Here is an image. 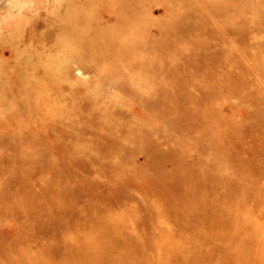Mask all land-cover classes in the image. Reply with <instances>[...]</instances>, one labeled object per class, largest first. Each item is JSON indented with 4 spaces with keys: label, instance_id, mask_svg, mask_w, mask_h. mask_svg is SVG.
Wrapping results in <instances>:
<instances>
[{
    "label": "rangeland",
    "instance_id": "374dc122",
    "mask_svg": "<svg viewBox=\"0 0 264 264\" xmlns=\"http://www.w3.org/2000/svg\"><path fill=\"white\" fill-rule=\"evenodd\" d=\"M255 231L264 0H0V264H229Z\"/></svg>",
    "mask_w": 264,
    "mask_h": 264
},
{
    "label": "bare ground",
    "instance_id": "6f19581e",
    "mask_svg": "<svg viewBox=\"0 0 264 264\" xmlns=\"http://www.w3.org/2000/svg\"><path fill=\"white\" fill-rule=\"evenodd\" d=\"M62 2V1H61ZM72 10V9H71ZM61 12V11H60ZM65 12H67V11H65ZM67 13H70V12H67ZM66 16V15H65ZM57 17V16H56ZM68 18V17H67ZM56 22V21H55ZM89 23V22H88ZM55 24V23H54ZM68 24V23H67ZM53 25V24H52ZM57 26V25H56ZM67 29V28H66ZM67 33V31L65 30V31H62V32H60L58 35H59V37L58 38H60V35L61 34H66ZM44 41V40H43ZM65 41H67V40H65ZM51 43V42H50ZM59 43V42H58ZM60 43H62V42H60ZM67 43L69 44L70 42H68L67 41ZM61 45H63V47H65V45H66V42L64 43V41H63V44H61ZM122 46V45H121ZM137 47V46H136ZM144 47V46H143ZM135 48V47H134ZM49 50V49H48ZM137 50H139V49H137ZM130 52V51H129ZM42 53V52H41ZM53 54H54V52H53ZM68 55H70V57L73 55V54H69L68 53ZM53 56H55V55H53ZM58 55H56L55 57H57ZM69 57V56H68ZM58 58V57H57ZM115 59V58H114ZM117 59V58H116ZM76 60V59H75ZM29 61V60H28ZM118 61V60H117ZM78 62V61H77ZM79 63V62H78ZM126 63L128 64V61H126ZM69 64V63H68ZM120 64V63H119ZM123 64V63H122ZM134 64H136V63H134ZM67 65V64H66ZM42 66V65H41ZM40 66V67H41ZM67 67V66H66ZM119 67V66H118ZM125 68V67H124ZM142 68V67H141ZM65 69V68H64ZM45 70V69H44ZM118 70V69H117ZM119 71V70H118ZM204 71V70H203ZM45 72V71H44ZM43 72V73H44ZM68 72V71H67ZM60 73V72H59ZM117 73H120V71L119 72H117ZM45 74V73H44ZM58 74V73H57ZM73 74V73H72ZM46 75V74H45ZM49 75V74H48ZM129 75V74H128ZM177 75V74H176ZM122 76V75H121ZM120 76V77H121ZM124 76V75H123ZM137 76V75H136ZM43 77V76H42ZM130 77V76H129ZM63 78V77H62ZM114 78V77H113ZM116 78V77H115ZM118 78V77H117ZM141 78V76H139V79ZM48 79V78H47ZM118 79H120V78H118ZM122 79V78H121ZM148 79V78H147ZM49 80V79H48ZM114 80H117V79H114ZM131 80V79H130ZM137 80H138V78H137ZM144 80H145V78H144ZM116 82V81H115ZM124 82V81H123ZM138 82V81H137ZM181 82V81H180ZM111 83V82H110ZM117 83V82H116ZM125 83V82H124ZM133 83V82H132ZM136 83V82H135ZM134 83V84H135ZM85 84V83H84ZM131 84V83H130ZM133 84V85H134ZM178 84V83H177ZM108 85V84H107ZM34 86V85H33ZM24 87V86H23ZM118 87V86H117ZM133 87H135V86H133ZM136 88V87H135ZM119 89V88H118ZM88 90V89H87ZM101 90V89H100ZM56 91V90H55ZM95 92V91H94ZM100 92V91H99ZM102 92V91H101ZM97 94H98V92H96ZM123 93H125V92H123ZM96 94V96H98ZM101 93H99V95H100ZM89 95V94H88ZM105 95V94H104ZM66 96V95H65ZM101 96V95H100ZM103 96V95H102ZM101 96V97H102ZM55 98V97H54ZM98 98V97H97ZM99 99V98H98ZM97 100V99H96ZM115 101H117V100H115ZM55 104V103H54ZM96 104H97V102H96ZM103 104V103H102ZM101 104V106L99 105L97 108L99 109V113L101 112V113H103V114H105V116H108L109 117V119L110 120H114V119H116L115 118V113L113 114L112 112L113 111H116L117 110V106L116 105H112V104H110V103H104L103 105ZM30 106V105H29ZM107 106H111L110 108L111 109H109ZM60 107V106H59ZM56 109V108H55ZM98 111V110H97ZM117 115H119V114H117ZM48 119V118H47ZM58 119V118H57ZM40 120V119H39ZM117 120V119H116ZM59 121V120H58ZM107 122V121H106ZM109 122V121H108ZM115 122V121H114ZM119 123V122H118ZM118 123H116V125L118 124ZM105 127V126H104ZM111 127V126H110ZM52 128V127H51ZM100 128V127H99ZM106 129V128H105ZM108 130V129H107ZM160 130V129H159ZM109 131V130H108ZM79 134V133H78ZM102 138H104V137H102ZM83 139V138H82ZM86 139V138H85ZM74 140H76V139H74ZM104 140V139H103ZM102 140V141H103ZM99 141V140H98ZM93 142V141H92ZM98 143V142H97ZM96 144V143H95ZM100 159V158H99ZM101 168V167H100ZM4 193V192H3ZM224 193H226V191L224 192ZM252 201V200H251ZM217 201H215V203H216ZM213 203V202H212ZM58 204V203H57ZM215 205V204H214ZM213 205V206H214ZM63 206V205H62ZM239 207V206H238ZM247 207V206H246ZM237 208V207H236ZM81 210V209H80ZM220 212V211H219ZM218 212V213H219ZM180 213V212H179ZM178 213V214H179ZM217 213V212H216ZM216 213H215V217H216ZM228 213H232V211H230V212H228ZM181 214V213H180ZM197 214V213H196ZM199 214V213H198ZM253 214V213H252ZM188 215V214H187ZM191 215V214H190ZM193 215V214H192ZM200 215V214H199ZM207 215V214H206ZM213 215V214H212ZM219 215H220V213H219ZM256 215V214H255ZM107 216V215H106ZM177 216V215H176ZM178 217V216H177ZM180 217V216H179ZM195 217V216H194ZM208 217V216H207ZM210 217V216H209ZM237 217V216H236ZM249 217V216H248ZM256 217V216H255ZM188 218V217H187ZM199 218V217H198ZM201 218V217H200ZM204 218V217H203ZM247 218V217H246ZM252 218H254V217H249L248 219H243V220H240L239 222H236L235 223V227H234V231H235V233H237V232H239V231H241L242 229H246V228H248V226L250 227L252 224V222H251V219ZM257 218V217H256ZM191 219H193V220H195L194 218H191ZM179 220H180V218H179ZM187 220H189V219H187ZM205 220V219H204ZM220 220V219H219ZM166 221H167V219H166ZM198 221H199V219H198ZM202 221H203V219H202ZM223 221V220H222ZM187 222H189V221H187ZM204 222V221H203ZM211 222V221H210ZM220 222H221V220H220ZM202 223V222H201ZM208 223H209V221H208ZM119 224V223H118ZM201 225V224H200ZM258 225V224H257ZM263 225V224H262ZM111 226V225H110ZM115 227V226H114ZM116 228V227H115ZM40 229V228H39ZM222 229V228H221ZM236 229V230H235ZM254 229V228H253ZM263 229V228H262ZM248 230V229H247ZM261 231V230H260ZM260 231H255V234L257 235V238L254 236L253 238L254 239H252L253 241H251V243L250 244H252V243H254V244H256V245H264V232H260ZM31 232V231H30ZM178 232H180V231H178ZM181 233V232H180ZM239 233H241V232H239ZM251 235H253V234H251ZM232 237L234 236V235H231ZM230 238V237H229ZM233 238H235V236L233 237ZM90 240H91V238H90ZM97 240V239H96ZM231 240V239H230ZM232 242V241H231ZM250 242V241H249ZM243 243H246V241H244ZM120 245V244H119ZM122 245V244H121ZM124 245V244H123ZM127 245V244H126ZM245 245V244H244ZM102 246V245H101ZM240 246V245H239ZM116 247V246H115ZM159 247V246H158ZM237 248H239L238 246H236ZM254 247V246H253ZM241 248V247H240ZM117 249V248H116ZM45 250V249H44ZM115 250V249H114ZM163 250V249H162ZM117 251V250H116ZM116 251H114V252H116ZM238 251H240V250H238ZM239 253V256L234 260V262H231V263H229V264H242L244 261H246V259H248V258H256L257 260H259V259H261V261H263L264 260V256H261V255H247V254H242L243 253V251H242V253L240 254V252H238ZM84 254V253H83ZM93 254V253H92ZM131 254V253H130ZM136 254V253H135ZM237 254V253H236ZM122 255V254H121ZM83 256V255H82ZM123 256V255H122ZM126 255H124V257H125ZM35 257V256H34ZM130 258V257H129ZM30 259V258H29ZM126 259V258H125ZM125 259H123V260H125ZM251 259V260H252ZM107 260V259H106ZM108 260H110V259H108ZM113 260H115V259H113ZM112 260V261H113ZM119 260V259H118ZM127 260V259H126ZM216 260V259H215ZM218 260V259H217ZM91 261V260H90ZM111 261V262H112ZM129 261V260H128ZM87 262H88V260H87ZM125 262H127V261H125ZM222 262V261H221ZM252 262V261H251ZM114 263H115V261H114ZM174 263V262H173ZM218 263H220V262H218ZM227 263V262H226ZM245 263V262H244ZM259 263H261V262H259ZM84 264V263H83ZM116 264V263H115ZM118 264H119V262H118ZM217 264V263H216ZM246 264H247V262H246Z\"/></svg>",
    "mask_w": 264,
    "mask_h": 264
}]
</instances>
